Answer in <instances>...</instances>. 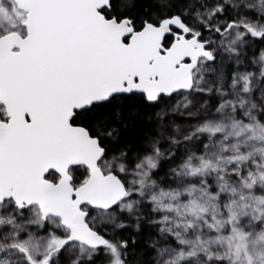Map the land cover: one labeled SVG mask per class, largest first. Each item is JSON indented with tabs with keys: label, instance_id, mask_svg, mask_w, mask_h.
I'll list each match as a JSON object with an SVG mask.
<instances>
[{
	"label": "snow or ice",
	"instance_id": "1",
	"mask_svg": "<svg viewBox=\"0 0 264 264\" xmlns=\"http://www.w3.org/2000/svg\"><path fill=\"white\" fill-rule=\"evenodd\" d=\"M0 264H264V0H0Z\"/></svg>",
	"mask_w": 264,
	"mask_h": 264
}]
</instances>
